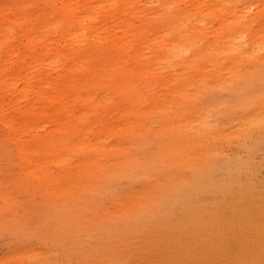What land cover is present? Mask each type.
<instances>
[{
	"label": "bare ground",
	"instance_id": "bare-ground-1",
	"mask_svg": "<svg viewBox=\"0 0 264 264\" xmlns=\"http://www.w3.org/2000/svg\"><path fill=\"white\" fill-rule=\"evenodd\" d=\"M256 70L264 0H0V136L15 179L53 195L81 248L99 233L83 247L98 264L136 248L144 264H264V179L222 153L239 136L227 100ZM262 104L244 120L264 137ZM121 177L138 185L98 207ZM6 180L0 220L16 206Z\"/></svg>",
	"mask_w": 264,
	"mask_h": 264
},
{
	"label": "rangeland",
	"instance_id": "rangeland-1",
	"mask_svg": "<svg viewBox=\"0 0 264 264\" xmlns=\"http://www.w3.org/2000/svg\"><path fill=\"white\" fill-rule=\"evenodd\" d=\"M233 93H235V97H230L227 100V102H231L228 120L232 121L231 125L238 132L239 136L227 144L223 148L224 151L222 150L223 155L230 158L229 163H227L228 168L227 166L226 168L231 170L246 169L252 178H254L256 181H260L264 179V137L262 133L255 131L252 128L254 126L251 127L252 123L250 121L246 122L244 117L246 112L250 111L251 113L253 110L263 105L264 70H256L250 74L239 72V77L233 87ZM241 99H244V101H241ZM240 119H242V122H246L245 129L247 130V133H244L243 129L240 128V123H242L239 121ZM156 147V143H152L150 146L151 149H155ZM16 163L17 160L15 158V150L13 149L12 144L10 142L1 140L0 136V183L2 185L7 183L8 181L6 178L8 177L9 179H14V182L11 183V185L13 184V187L9 190H5V192H7L6 194H8L10 198H13L16 203V206L11 209V212L8 213V215H4V218H1L0 220V264H98L97 262L93 260L89 261V258H86L83 247L85 246L86 248L87 242L90 244V246L94 245L89 241L96 240V238L99 237V233H97L98 237H89V240H86V237L88 238V236H85L83 239L85 243L81 244L79 242L81 246H83L82 248L79 246V244L73 242L70 233L67 234L65 231V218L57 214L54 207H52L54 206L52 205L53 195L43 194L42 190L37 191L36 189L29 188V186H19L15 179V176L18 173ZM224 164H226V162L220 163V174L222 173V166ZM138 182V179L133 177L119 178L113 184L101 188L103 192L99 191L96 205L98 207H110L111 202L114 199L119 198L122 193L128 191L129 189L135 188L138 185ZM186 193L193 195V188L188 189ZM43 196L47 198H44ZM138 231H140V234ZM143 232L147 231L142 228L138 229L137 237L142 236ZM152 233H149V235ZM154 234H156V237L158 238L159 232L154 231ZM149 235H147V237H149ZM152 235L149 238L153 239ZM156 237L153 239V244L154 240L157 239ZM145 239L142 240L144 241ZM97 241L98 240L95 241L96 244ZM133 241L135 240H132L133 244H131L135 245L136 242L134 243ZM137 242L143 243L141 240ZM158 242L162 245V247L160 245V248H163V244H167V242L160 241V238H158ZM126 243H124L125 247L130 242H128V244ZM150 243L149 246H146L145 248L153 247L151 246L152 243ZM143 245L145 246L146 243ZM106 246L107 244L104 242V246L101 247L100 251H102V249ZM124 246L122 245L123 248ZM166 246L170 248H166L167 253L164 252L163 254L169 255L171 253L168 252L172 251V247L169 244ZM130 248L129 249L132 252L133 249L132 247ZM98 249H100V247H98ZM125 249L127 250V248ZM135 250L139 253L142 252L140 249H134V254L132 253L133 255H131L129 259H126L128 263H125L124 260L126 258L125 254L127 251L120 254V256L123 254L125 255V257L123 255L124 258L120 257L121 259L123 258V264H144L145 259L143 258V254L145 253L143 252H145V249L142 252L143 254L141 253L142 256H140L141 254L138 255L139 253L135 252ZM161 250L164 251V249ZM161 250L158 249L159 254L158 251L157 253H154L157 254V256H162L163 254L160 253ZM148 252L149 251H146V253ZM130 254L127 256H130ZM147 255L148 254H146L144 257ZM151 255H149V257H151ZM132 256H134L136 259H134ZM139 256L143 258L144 261H142ZM149 257L147 260H149ZM138 258L141 259V261H138ZM152 259H150V262L154 260ZM156 260L152 263H156ZM168 260L163 259V262H159L162 264H168Z\"/></svg>",
	"mask_w": 264,
	"mask_h": 264
}]
</instances>
